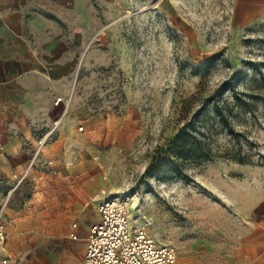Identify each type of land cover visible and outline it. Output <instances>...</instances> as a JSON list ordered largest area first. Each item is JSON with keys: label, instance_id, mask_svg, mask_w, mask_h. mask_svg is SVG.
Instances as JSON below:
<instances>
[{"label": "rangeland", "instance_id": "374dc122", "mask_svg": "<svg viewBox=\"0 0 264 264\" xmlns=\"http://www.w3.org/2000/svg\"><path fill=\"white\" fill-rule=\"evenodd\" d=\"M257 1H134L104 29L79 76L94 119L83 126V152L62 168L67 179L56 183L59 173L41 161L16 179L0 177V223L12 254L39 243L86 248L69 234L77 225L87 237L99 216L95 195L129 199L132 222L176 245L181 258L231 250L240 225L229 195L264 183V18ZM190 122L215 160L188 164L185 179L148 172Z\"/></svg>", "mask_w": 264, "mask_h": 264}, {"label": "crops", "instance_id": "0c3cea01", "mask_svg": "<svg viewBox=\"0 0 264 264\" xmlns=\"http://www.w3.org/2000/svg\"><path fill=\"white\" fill-rule=\"evenodd\" d=\"M134 1L145 0H0V177L16 179L41 161L59 173L56 183L67 179L62 168L77 160V150L83 152L80 128L94 119L79 76L96 53L98 37L121 20ZM257 4L264 18V0ZM57 120L59 126L36 158L37 141ZM248 185L250 193L229 195L240 225L231 250L211 259L181 258L180 253L173 264H264V183ZM102 199L91 197L99 215L93 224L100 220ZM77 228L69 238L86 244L90 229L82 238ZM29 246L35 248L12 254L7 241L1 256L10 258L9 264L48 259L82 264L87 248L72 241ZM43 248L49 255L39 253Z\"/></svg>", "mask_w": 264, "mask_h": 264}, {"label": "built area", "instance_id": "2783aa9c", "mask_svg": "<svg viewBox=\"0 0 264 264\" xmlns=\"http://www.w3.org/2000/svg\"><path fill=\"white\" fill-rule=\"evenodd\" d=\"M59 124L60 120L55 121L52 129L37 141L36 158ZM98 210L100 220L90 228L82 264H173L178 259L180 250L176 245L158 242L145 228L132 222L129 199L105 197ZM7 241L8 235L0 223V264L10 263V258L1 256Z\"/></svg>", "mask_w": 264, "mask_h": 264}, {"label": "trees", "instance_id": "16d2710c", "mask_svg": "<svg viewBox=\"0 0 264 264\" xmlns=\"http://www.w3.org/2000/svg\"><path fill=\"white\" fill-rule=\"evenodd\" d=\"M219 121L224 124L228 120L223 112H218ZM228 125V124H227ZM232 131V130H231ZM204 134L197 130L192 122L185 125L167 145L165 157L157 164L151 163L147 171L155 170L164 174L165 178L185 179V168L188 164L201 165L215 160L210 149L204 148Z\"/></svg>", "mask_w": 264, "mask_h": 264}]
</instances>
